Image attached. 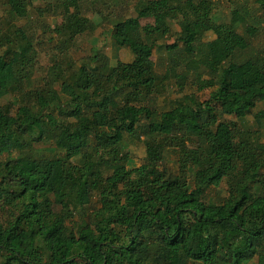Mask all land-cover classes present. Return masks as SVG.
<instances>
[{
    "label": "trees",
    "instance_id": "obj_1",
    "mask_svg": "<svg viewBox=\"0 0 264 264\" xmlns=\"http://www.w3.org/2000/svg\"><path fill=\"white\" fill-rule=\"evenodd\" d=\"M108 1L45 22L61 42L46 76L14 22L33 0L0 7V264H264V0H122L128 17ZM95 33L108 51L78 46Z\"/></svg>",
    "mask_w": 264,
    "mask_h": 264
},
{
    "label": "rangeland",
    "instance_id": "obj_2",
    "mask_svg": "<svg viewBox=\"0 0 264 264\" xmlns=\"http://www.w3.org/2000/svg\"><path fill=\"white\" fill-rule=\"evenodd\" d=\"M6 0H0V7L2 8V4ZM63 1L64 0H45L44 2H40V0H33V7L36 8V10L30 9L29 13V19L28 20H18L15 19L14 22L19 26H27L30 30V36L33 40L40 42V45H38L39 50V58H38V65L36 70L38 71L39 75L46 76V69L51 65V63L54 60H58V56L53 53L54 48H59V44L61 42L56 41L55 43L50 42V36L49 33L47 35H44L46 33L47 29L45 28L44 24L45 22H48L52 27L55 26L56 22H61L62 17L64 15V7H63ZM131 3H135L134 0H131ZM110 3L111 7V13L114 16L121 15L123 17H128L129 12L127 11V7L123 5L122 0H110L108 1ZM45 4H49L48 7H50L52 13H45L44 17H40L38 13V7L41 10H45L47 7ZM136 4V3H135ZM225 8L224 4L219 7L218 11H221L220 9ZM227 20L230 25V27L233 30H237L241 23L244 21L243 16L237 12V11H228ZM2 25V23H0ZM0 25V28H1ZM46 25V24H45ZM250 34L254 33L253 29H249ZM95 37H85L78 39V46H83L84 44H91L92 47H97L98 49H102L103 51H108V40L103 37L100 33H95ZM62 39V38H61ZM77 54H74L72 56L73 59L77 61L79 57H82L85 55V53L81 54L80 50L76 52ZM110 53V50H109ZM124 57V53L121 54V59ZM117 73L119 75H125V62L122 61L117 68ZM238 76H244L249 74L252 71V66L250 64L242 67V68H236L235 69ZM175 71L172 69L166 70V80L170 84V82L175 78ZM85 79L82 78L81 82H83ZM171 85V84H170ZM169 85V86H170ZM75 92L76 94L80 93L81 85H75ZM171 89V87H170ZM193 94L188 93L187 98L192 97ZM164 99L160 100V105H162ZM173 99L169 98V103H171ZM166 111L169 115V120L171 121L173 119V113L170 110V108L166 107ZM226 116L234 121L235 123H244V124H251L252 119L251 117L245 113L244 109H237V108H230L226 107L224 109ZM230 134V128L225 124L221 123L219 125L218 129V137L219 138H228ZM161 134H151L144 137V139H154V138H160ZM130 152L132 155L131 163L132 164H141L143 159L145 158V149L141 146H133L130 148ZM68 156L72 159H78L79 154L78 152H71L68 154ZM174 162H170L171 167L173 166ZM198 176L200 178L203 177V173H199Z\"/></svg>",
    "mask_w": 264,
    "mask_h": 264
}]
</instances>
